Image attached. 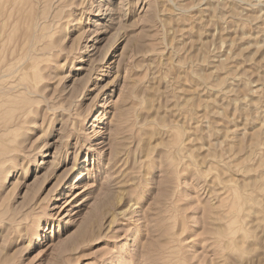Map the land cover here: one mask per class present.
<instances>
[{"label": "rangeland", "instance_id": "rangeland-1", "mask_svg": "<svg viewBox=\"0 0 264 264\" xmlns=\"http://www.w3.org/2000/svg\"><path fill=\"white\" fill-rule=\"evenodd\" d=\"M0 31V264H264V0H0Z\"/></svg>", "mask_w": 264, "mask_h": 264}, {"label": "bare ground", "instance_id": "bare-ground-1", "mask_svg": "<svg viewBox=\"0 0 264 264\" xmlns=\"http://www.w3.org/2000/svg\"><path fill=\"white\" fill-rule=\"evenodd\" d=\"M29 2V1H28ZM27 4V3H26ZM100 5V4H99ZM16 10V9H15ZM57 14V13H56ZM71 15V14H70ZM16 17V16H15ZM27 17V16H26ZM66 18V17H65ZM27 20V19H26ZM26 22V21H25ZM28 22V21H27ZM52 22V21H51ZM32 24V23H31ZM33 25V24H32ZM33 28V27H31ZM25 31V30H24ZM33 31V30H32ZM1 32V31H0ZM27 35V34H26ZM24 43V42H23ZM47 43V42H46ZM36 46V45H35ZM29 68V67H28Z\"/></svg>", "mask_w": 264, "mask_h": 264}]
</instances>
